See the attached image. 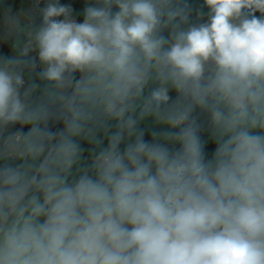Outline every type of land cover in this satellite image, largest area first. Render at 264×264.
I'll use <instances>...</instances> for the list:
<instances>
[{"label": "clouds", "instance_id": "1", "mask_svg": "<svg viewBox=\"0 0 264 264\" xmlns=\"http://www.w3.org/2000/svg\"><path fill=\"white\" fill-rule=\"evenodd\" d=\"M3 4L0 264H264V0Z\"/></svg>", "mask_w": 264, "mask_h": 264}, {"label": "crops", "instance_id": "2", "mask_svg": "<svg viewBox=\"0 0 264 264\" xmlns=\"http://www.w3.org/2000/svg\"><path fill=\"white\" fill-rule=\"evenodd\" d=\"M31 5L30 0H11L4 7H11L13 11H18L20 9H27Z\"/></svg>", "mask_w": 264, "mask_h": 264}, {"label": "trees", "instance_id": "3", "mask_svg": "<svg viewBox=\"0 0 264 264\" xmlns=\"http://www.w3.org/2000/svg\"><path fill=\"white\" fill-rule=\"evenodd\" d=\"M9 1H11V0H4L3 6H5ZM61 2L62 3H68V2H71V0H61ZM190 2H192L193 4L198 5V4H202L203 3V0H190ZM204 10H205V12L207 11L206 8Z\"/></svg>", "mask_w": 264, "mask_h": 264}, {"label": "built area", "instance_id": "4", "mask_svg": "<svg viewBox=\"0 0 264 264\" xmlns=\"http://www.w3.org/2000/svg\"><path fill=\"white\" fill-rule=\"evenodd\" d=\"M30 1H31V4H32L33 0H30Z\"/></svg>", "mask_w": 264, "mask_h": 264}]
</instances>
